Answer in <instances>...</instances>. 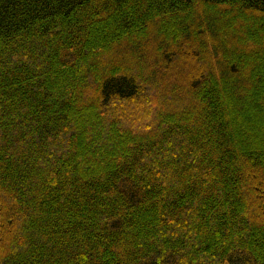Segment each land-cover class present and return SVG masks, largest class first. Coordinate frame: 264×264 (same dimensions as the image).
<instances>
[{
	"label": "trees",
	"instance_id": "obj_1",
	"mask_svg": "<svg viewBox=\"0 0 264 264\" xmlns=\"http://www.w3.org/2000/svg\"><path fill=\"white\" fill-rule=\"evenodd\" d=\"M0 264H264V0H0Z\"/></svg>",
	"mask_w": 264,
	"mask_h": 264
},
{
	"label": "rangeland",
	"instance_id": "obj_2",
	"mask_svg": "<svg viewBox=\"0 0 264 264\" xmlns=\"http://www.w3.org/2000/svg\"><path fill=\"white\" fill-rule=\"evenodd\" d=\"M126 112H128V111H126ZM130 121H131L132 123L135 122V120L128 118V119H126V121H124V125H123V126H124L125 128H127V129H130V130H131V129H132L131 127L134 126L135 124H133V125L130 124V123H129Z\"/></svg>",
	"mask_w": 264,
	"mask_h": 264
}]
</instances>
